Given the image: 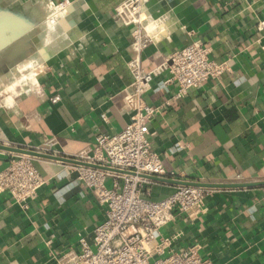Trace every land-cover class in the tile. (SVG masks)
Wrapping results in <instances>:
<instances>
[{
	"label": "crops",
	"instance_id": "1",
	"mask_svg": "<svg viewBox=\"0 0 264 264\" xmlns=\"http://www.w3.org/2000/svg\"><path fill=\"white\" fill-rule=\"evenodd\" d=\"M41 1L64 2L58 20L66 38L47 56L35 87L13 95L8 105L0 98V143L69 157L129 121L112 96L132 90L131 27L116 14L122 0H0V13L36 25L34 5ZM148 6L167 19L166 32L142 51L146 69L197 39L232 68L181 98H174L177 87L162 74L146 94L149 104L171 102L152 119L150 140L167 170L176 172L149 184L151 197L162 199L185 182L207 189L199 218L177 213L162 233L179 234L174 250L199 244L212 264H264V30L257 29L264 0H150ZM27 34L18 55L17 37L5 32L0 72L23 56ZM8 153L0 149V172ZM71 163L36 160L46 182L28 209L0 195V264H57L56 257L77 249L81 238L93 243L107 207Z\"/></svg>",
	"mask_w": 264,
	"mask_h": 264
},
{
	"label": "built area",
	"instance_id": "2",
	"mask_svg": "<svg viewBox=\"0 0 264 264\" xmlns=\"http://www.w3.org/2000/svg\"><path fill=\"white\" fill-rule=\"evenodd\" d=\"M149 2L122 0L116 7L120 21L131 27L133 56L129 67L133 81L132 90H122L112 97L129 113V121L117 133L99 134L94 147L69 156L75 160L69 164L70 170L107 207L106 216L95 228L93 243L81 238L77 249L56 257L57 264H212L201 254L199 244L174 250L171 247L179 234L162 233L177 213L190 220L199 218L206 209L207 189L184 183L162 199L151 197L148 185L156 180L148 175L168 178L176 172L167 170L150 140L152 119L171 102L149 104L146 94L157 76L167 74L165 81L177 87L174 98L185 97L192 87L222 79L232 70L231 63L228 58L216 59L212 46L197 39L166 55L158 66L146 69L142 51L166 32L167 19L154 16ZM257 29L264 30V19L258 22ZM103 118L107 116L103 114ZM8 154L9 163L0 172V195L7 193L16 204L28 209L46 182L36 166L40 157Z\"/></svg>",
	"mask_w": 264,
	"mask_h": 264
},
{
	"label": "rangeland",
	"instance_id": "3",
	"mask_svg": "<svg viewBox=\"0 0 264 264\" xmlns=\"http://www.w3.org/2000/svg\"><path fill=\"white\" fill-rule=\"evenodd\" d=\"M62 8L63 7L61 4L53 1H41L34 5V10L37 13H33V16L36 17L38 24H31L34 28L32 30L33 33L31 32L29 35L31 41L29 42L27 50L23 52V56L18 57L23 58L19 59L17 62L23 63L26 58H31L34 56H40V61L37 63V65H35L36 61L31 63V61L29 62L27 60V63H25V60L23 65L27 64V69L33 67L31 69L32 71L36 73L40 72L41 62L46 60L48 55L54 53L59 44L64 42L66 38V32L63 30L58 20V13ZM156 17L159 18L158 16ZM35 37L36 39H34ZM29 73L30 76L35 75L33 72ZM10 75L11 72H0V98L6 97V100L15 94L25 91L23 88H21V85H18V83L15 85V87L12 86L13 81L11 80ZM6 104L8 105V102Z\"/></svg>",
	"mask_w": 264,
	"mask_h": 264
},
{
	"label": "bare ground",
	"instance_id": "4",
	"mask_svg": "<svg viewBox=\"0 0 264 264\" xmlns=\"http://www.w3.org/2000/svg\"><path fill=\"white\" fill-rule=\"evenodd\" d=\"M33 29L34 28L32 27V25L30 23L26 22L25 20H23L21 18H18L16 16H14L12 14H8V13L7 14L6 13H0V47L3 46L4 43L7 41L8 37H5L4 35H5V32H7L9 30L14 35V37L15 36L17 37V53L19 55L21 50L22 49L24 50V47L21 49V44H23V41H24V40H21V36H24L27 33H28L27 35H30V33L32 32ZM34 39H36V37ZM11 40H13V38ZM13 41H15V40H13ZM9 43H11V42H9ZM9 43H8V45H9ZM3 47H4V49H6L5 48L6 46H3ZM11 50H12V48H11ZM19 59H21V58L14 59L16 61L13 63H9L7 68L9 70V72H11V75H12V76L10 75L11 80L13 81L12 86L15 87V85L18 83V85H21V88H23L26 91V90H29V89L36 86L37 78L42 72V69H43L44 64H45L44 63L45 60H43L41 62V65H40L41 71L36 73V72L31 70L33 67L30 69H27L26 68L27 64L23 65V63L25 60H26L25 63H27V60L29 62L31 61V63H34V61H36L35 65H37V63L40 61L39 60L40 56H34L31 58H26L23 61V63L17 62V61H19ZM11 62H12V60H11ZM5 67H4V69H5ZM2 69H3V66H2ZM29 72H33V73H35V75L30 76ZM7 102H8V104L12 103L13 102V96H11L9 99H7L6 103Z\"/></svg>",
	"mask_w": 264,
	"mask_h": 264
},
{
	"label": "water",
	"instance_id": "5",
	"mask_svg": "<svg viewBox=\"0 0 264 264\" xmlns=\"http://www.w3.org/2000/svg\"><path fill=\"white\" fill-rule=\"evenodd\" d=\"M0 149L1 150H5V151H9V152L26 153V154L37 156V157L60 159V160L70 161V162L75 161L74 159L69 158V157L52 155V154H49V153H43V152L36 151V150H33V149H29V148L5 145V144H1V143H0ZM148 177H150L153 180H162V181H167L168 180L167 178H163V177H159V176H155V175H148ZM185 184H194V185H198V186H202L203 185V184L197 183V182H185Z\"/></svg>",
	"mask_w": 264,
	"mask_h": 264
}]
</instances>
